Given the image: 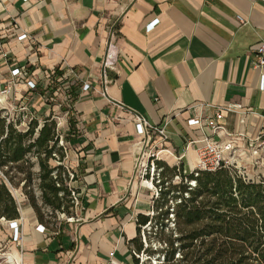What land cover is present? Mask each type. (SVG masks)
<instances>
[{
    "label": "crops",
    "instance_id": "obj_1",
    "mask_svg": "<svg viewBox=\"0 0 264 264\" xmlns=\"http://www.w3.org/2000/svg\"><path fill=\"white\" fill-rule=\"evenodd\" d=\"M157 18L159 24L147 32ZM24 32L28 38L18 40ZM111 41L119 56L116 70L109 72L106 99L84 92L82 85L91 82L100 89ZM262 41L264 0H0V88L12 69L25 68L38 90L29 91L27 80L18 79L15 96L36 110L50 95L47 73L59 79L74 70L82 81L69 90L65 80L55 86L62 102L70 95L65 102L75 125L67 135L66 162L76 175L80 205L73 221L61 220L44 232L38 231L42 224L32 208L20 209L23 264H133L130 242L137 237V217L150 215L155 196L144 176L152 154L191 173L209 131L189 126L188 120L210 118L220 106L255 112L225 113L220 122L244 156L248 139L264 132V70L251 65ZM114 103L164 128L166 141L156 133L140 135L131 115ZM7 233L3 251L17 254L10 227Z\"/></svg>",
    "mask_w": 264,
    "mask_h": 264
},
{
    "label": "trees",
    "instance_id": "obj_2",
    "mask_svg": "<svg viewBox=\"0 0 264 264\" xmlns=\"http://www.w3.org/2000/svg\"><path fill=\"white\" fill-rule=\"evenodd\" d=\"M21 124L20 120L0 113V219L20 218V207L11 186L21 189L42 225L56 229L62 214L69 218L76 216L72 198V191L78 193L73 186L76 175L71 181L69 172H73L65 169L64 147L59 148V157L54 155L60 132L51 116L42 123L32 119L27 129L20 128ZM74 125L71 119L70 126ZM51 159H59L63 164L51 165ZM154 163L159 178L153 181L159 192L153 199L151 212L156 214L160 210V213L137 217V237L130 242L133 264H140L136 256L144 250L142 229L152 225L153 220L162 235L169 230L166 221H173L170 235L159 243V252L168 263L264 264L263 181L246 180L227 167L186 173L183 164L171 167L161 160ZM175 177L181 181L175 183ZM35 179L39 180V196L32 187ZM163 207H167L165 212ZM43 208L50 210L53 223L46 221ZM7 260L2 255L0 264H8Z\"/></svg>",
    "mask_w": 264,
    "mask_h": 264
},
{
    "label": "built area",
    "instance_id": "obj_3",
    "mask_svg": "<svg viewBox=\"0 0 264 264\" xmlns=\"http://www.w3.org/2000/svg\"><path fill=\"white\" fill-rule=\"evenodd\" d=\"M28 1V0H24ZM237 20L241 24H246V20L238 16ZM159 24V19H154L146 26V31L151 32L155 29V27ZM115 31H111L112 37L115 38ZM28 38L27 33H22L18 36V40L22 41ZM114 40V39H113ZM118 49L115 46L114 42L111 41L108 45L104 62H103V71L100 76V89L97 86H94L91 82H83L82 90L84 92L94 91L99 93L106 99L108 98V87L112 82V78L109 75L110 71L116 70V64L118 61ZM251 65L254 69L262 71L264 70V41L260 42L257 48L255 49V58L251 61ZM25 71L27 74V70L25 68H15L13 70V74H21V71ZM54 73H47L46 80L48 81V86L50 88V93H54L57 96L56 84L62 80H65V88L70 89L71 85L81 81L79 76L76 74L74 70L69 71L68 76H73L74 81H70L67 75L60 77L57 79L54 78ZM65 77V79H64ZM74 82V83H72ZM82 82V81H81ZM15 86L13 82L9 83V86L5 89L4 93L9 94L12 88ZM27 86L29 89H35L37 87V82L35 80H28ZM54 87V88H53ZM261 88L264 89V75H262L261 79ZM56 90V91H55ZM55 91V92H54ZM70 98L69 93H66V99L63 101H68ZM111 101V100H110ZM120 110L125 113L131 115L132 121L136 124L138 132L140 135L144 137H150L152 134H158L162 139V141H166L167 136L164 128H159L153 126L148 119L137 113L128 107H126L123 103H114ZM225 113H239L242 116H247L250 113L255 114V112L250 110H244L242 105H227L217 107L215 113L210 118H204L203 116H198L188 120L189 126L198 127L203 133L204 131H209V133H204L202 138V146L197 149V163L195 169L191 172L198 171H209L213 172L221 167H227L230 169H234L237 173L242 176L246 180L253 181H263L264 182V132H262L259 136L253 139H248L246 150L249 151V157L244 156V153H240V148L235 141L231 138L232 134L227 133L224 130L223 125H221V120L224 118ZM243 121V120H242ZM224 134L226 137H230V139L225 141H219L215 138L216 135ZM242 137V136H239ZM158 156V152L152 154V157ZM244 158V159H243ZM251 160H250V159ZM248 160L250 162H248ZM155 161H151L152 167H155ZM150 163V162H149ZM149 163L146 165L144 170V176L147 175V171L149 168ZM251 168V172L249 171ZM253 175L251 177V174ZM74 178V173H70V180L72 181ZM154 176H152L151 183L154 184ZM155 185V184H154ZM156 187V186H155ZM159 190L155 188V194L158 195ZM72 198L77 209L80 205V197L79 194L75 191H72ZM66 218L67 221H73V217H66L64 214L61 215V218ZM10 223V229L12 230V242L15 244L17 248V254H14L12 251L3 253L8 257V264H23L22 255H23V243H24V235L22 230L20 229L19 223L17 220L8 221ZM15 224V226L13 225ZM39 232H44L46 227L43 225L38 226ZM18 256V257H17ZM17 257V258H16ZM113 264V263H111Z\"/></svg>",
    "mask_w": 264,
    "mask_h": 264
},
{
    "label": "rangeland",
    "instance_id": "obj_4",
    "mask_svg": "<svg viewBox=\"0 0 264 264\" xmlns=\"http://www.w3.org/2000/svg\"><path fill=\"white\" fill-rule=\"evenodd\" d=\"M13 70H11V79L9 81H7V83L5 84V86L3 88H0V113L3 115H7L10 118H13L14 120H20L22 122V124L20 125V128L22 129H27L28 125L31 123L32 119L37 118L39 119V122L42 123L43 119L47 116H51L52 119L54 121L57 122V127L59 129L60 132V142L58 143V146L56 147V150H54V155H56L57 157H59V148L60 147H64L63 152L66 155L65 158V169H69L68 168V164L66 161L69 160L68 158V150L70 145L65 141V137H67V135H71L73 128L70 126V120L74 119V116L72 115V110L70 108V106L68 104H66V102H62L61 98L58 96H55V94L50 93V95H48L44 101V99H42V103H44V106H37L38 108H41L40 110H38V108H36V110H34L33 107H31L29 104V101H25L24 98H20L19 100H17V98H19V96H15V92L14 88L16 87V84L18 79H22V80H27L29 77V74H25V71H21V74H17L14 75L13 74ZM26 70V69H25ZM55 77V76H53ZM32 80V79H30ZM34 80V79H33ZM28 81V80H27ZM13 82L15 84V86L12 88V90L10 91L9 94H5L4 91L5 89L9 86V83ZM37 82V81H36ZM29 89V88H28ZM58 89V87L56 88ZM31 90H38V82H37V87L35 89H30ZM56 91V90H55ZM54 91V92H55ZM46 92V91H45ZM16 93H19L18 91ZM23 97V96H22ZM34 110V111H33ZM70 128L72 129L70 132ZM33 162H37V160L32 157ZM161 160L164 161L167 165H172L169 163V161L165 160L166 157L163 156H154L150 159V163H149V168L147 171L148 174V178L150 180L151 183V179L152 176H154L155 179L159 178V174L158 170L155 169V167H152L151 161H157V160ZM51 165H62L63 163L59 161V159H51L49 162ZM70 170V169H69ZM35 171L38 172V168L37 166L35 167ZM70 174V172H69ZM170 176V175H169ZM162 178V177H161ZM175 183H179V181H181V179L179 177H175L174 178ZM39 184V180L35 179L32 183V187L35 190V192L37 193V196H39V191L37 190ZM152 184V183H151ZM156 184V183H154ZM152 184L150 185V187L153 189V191L155 192V185ZM12 193L14 195V197L16 198L19 207L21 210H25L24 208L29 207L32 208L30 206L29 201L27 200L26 196L22 193L21 189H16L11 187ZM158 189V188H157ZM159 190V189H158ZM157 197L156 194L154 196V198ZM38 203L39 205H42V202L40 201V199H38ZM33 209V208H32ZM167 210V207H163V211L165 212ZM34 211V209H33ZM46 216V221H50L51 223L54 222V218L51 217L50 214V210L48 208H43L42 210ZM35 212V211H34ZM157 213H160V210H158ZM157 213H153L151 212L150 215L153 217V215H157ZM172 216H170L171 219ZM66 219L65 217L60 218L59 221ZM157 221L153 220L152 225L148 226V227H144L142 229V233H141V242L143 244V248L146 251H141L137 254L136 258L139 259L140 264H175L174 261H171L170 263H168L167 261H164V254L159 252L160 251V244L161 243V239L162 238H166L168 235H170L171 230H173V221H166L169 230H165L164 234L162 235L160 233L161 228L158 227L156 225ZM10 227V223L5 220V219H0V258L2 257L3 253H6L7 251H3L4 249V242L8 240V233L7 230ZM157 250V252H155ZM8 263V262H7Z\"/></svg>",
    "mask_w": 264,
    "mask_h": 264
},
{
    "label": "bare ground",
    "instance_id": "obj_5",
    "mask_svg": "<svg viewBox=\"0 0 264 264\" xmlns=\"http://www.w3.org/2000/svg\"><path fill=\"white\" fill-rule=\"evenodd\" d=\"M152 185V184H151Z\"/></svg>",
    "mask_w": 264,
    "mask_h": 264
}]
</instances>
